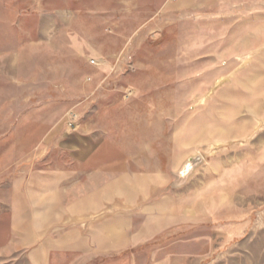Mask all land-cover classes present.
Returning <instances> with one entry per match:
<instances>
[{
  "label": "rangeland",
  "instance_id": "374dc122",
  "mask_svg": "<svg viewBox=\"0 0 264 264\" xmlns=\"http://www.w3.org/2000/svg\"><path fill=\"white\" fill-rule=\"evenodd\" d=\"M103 189L134 245L58 249ZM0 264H264V0H0Z\"/></svg>",
  "mask_w": 264,
  "mask_h": 264
},
{
  "label": "crops",
  "instance_id": "0c3cea01",
  "mask_svg": "<svg viewBox=\"0 0 264 264\" xmlns=\"http://www.w3.org/2000/svg\"><path fill=\"white\" fill-rule=\"evenodd\" d=\"M81 141L83 143L80 144H83L84 146L87 144L85 143L84 139ZM89 145H91L90 141ZM79 148L80 152H78V160L83 162L90 160L92 154L87 152L85 147L79 146ZM81 173L82 172H78V184H81L82 181ZM84 176L85 172H83V177ZM136 192L138 193L139 191ZM109 193L110 192L107 189H103L100 194H97L91 190L88 192L83 191V193L78 192L77 196L73 199L71 206H66L68 209L66 218L71 220L70 222L73 224L72 242L71 244L68 243L66 245H59L58 249H61L62 251H72V253L74 255L76 254L78 257L88 256L89 258H93L98 255L110 256L119 252L122 248H131L134 245L131 243V241L134 239L129 241L127 240V242L124 240V233L128 229V227H126L128 226L127 222H129L128 218L126 216H123L122 218H113L112 216L111 208L113 205V200L111 194ZM144 199L145 195L140 194L135 198V203L141 201L143 202ZM42 206L43 200L40 202H30V214L28 215V219H26V224H31L33 222V210L41 208ZM101 214L104 215L99 217ZM114 223L124 227H120L119 230H114ZM118 236L120 239L115 241L114 237ZM30 238L32 239L33 237H29L28 240ZM125 242L126 244H124ZM37 249L44 250L42 255L49 254L48 248L43 246V244L38 245Z\"/></svg>",
  "mask_w": 264,
  "mask_h": 264
}]
</instances>
